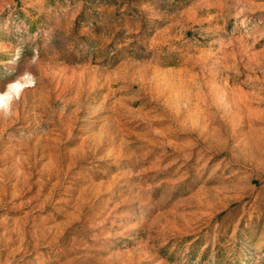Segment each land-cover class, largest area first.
I'll list each match as a JSON object with an SVG mask.
<instances>
[{"label": "rangeland", "instance_id": "1", "mask_svg": "<svg viewBox=\"0 0 264 264\" xmlns=\"http://www.w3.org/2000/svg\"><path fill=\"white\" fill-rule=\"evenodd\" d=\"M0 264H264V0H0Z\"/></svg>", "mask_w": 264, "mask_h": 264}]
</instances>
